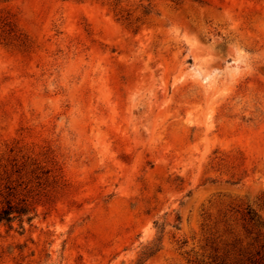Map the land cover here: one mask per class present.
Segmentation results:
<instances>
[{
    "label": "rangeland",
    "instance_id": "1",
    "mask_svg": "<svg viewBox=\"0 0 264 264\" xmlns=\"http://www.w3.org/2000/svg\"><path fill=\"white\" fill-rule=\"evenodd\" d=\"M0 264H264V0L0 1Z\"/></svg>",
    "mask_w": 264,
    "mask_h": 264
},
{
    "label": "trees",
    "instance_id": "2",
    "mask_svg": "<svg viewBox=\"0 0 264 264\" xmlns=\"http://www.w3.org/2000/svg\"><path fill=\"white\" fill-rule=\"evenodd\" d=\"M29 214L30 209L26 205H14L11 201H8L7 204L0 209V225H11L14 220L19 219L20 221H22L25 216H27L28 221H31L32 216H30Z\"/></svg>",
    "mask_w": 264,
    "mask_h": 264
}]
</instances>
